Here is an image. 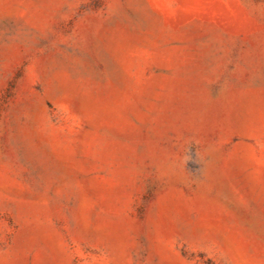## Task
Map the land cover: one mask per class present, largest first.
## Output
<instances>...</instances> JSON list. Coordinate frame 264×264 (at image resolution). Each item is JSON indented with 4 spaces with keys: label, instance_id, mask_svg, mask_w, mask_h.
I'll use <instances>...</instances> for the list:
<instances>
[{
    "label": "rangeland",
    "instance_id": "rangeland-1",
    "mask_svg": "<svg viewBox=\"0 0 264 264\" xmlns=\"http://www.w3.org/2000/svg\"><path fill=\"white\" fill-rule=\"evenodd\" d=\"M0 264H264V0H0Z\"/></svg>",
    "mask_w": 264,
    "mask_h": 264
}]
</instances>
